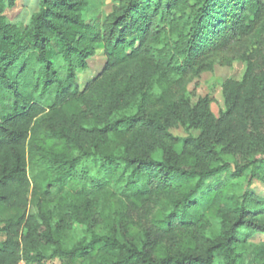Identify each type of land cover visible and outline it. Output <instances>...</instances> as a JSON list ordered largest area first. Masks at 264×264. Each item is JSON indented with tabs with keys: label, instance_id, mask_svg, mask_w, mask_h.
<instances>
[{
	"label": "trees",
	"instance_id": "1",
	"mask_svg": "<svg viewBox=\"0 0 264 264\" xmlns=\"http://www.w3.org/2000/svg\"><path fill=\"white\" fill-rule=\"evenodd\" d=\"M107 2L103 28L85 21ZM13 5L0 0V264H238L264 238L260 0H38L26 24L7 22ZM243 30L224 111L206 96L146 112L159 84ZM249 246L264 264V241Z\"/></svg>",
	"mask_w": 264,
	"mask_h": 264
},
{
	"label": "rangeland",
	"instance_id": "2",
	"mask_svg": "<svg viewBox=\"0 0 264 264\" xmlns=\"http://www.w3.org/2000/svg\"><path fill=\"white\" fill-rule=\"evenodd\" d=\"M260 3L264 7V0H260ZM113 5L107 2L93 17H85V21L96 28H103L106 24V17L113 11ZM235 7V6H233ZM39 8L38 0H14V5L11 8H6L4 16L8 23H28L31 15L37 12ZM226 28H224L225 30ZM248 31L243 30L231 40L225 38L219 41V46L209 48L197 54L191 68L186 74L179 78L173 84L161 83L154 90L148 105L146 106V112L153 114L163 108L166 104L174 102L180 98H188L191 102L195 103L198 99L203 97H209L212 101L211 109L216 115L220 111H224V98L222 95V83L226 80L241 81L245 72V63L242 60L244 50L247 46ZM105 63L103 52L98 50L96 54L87 60L88 71L90 75H96L101 72ZM133 72L132 69H128L122 74V77H129ZM80 77H84V73L80 74ZM136 125L128 128L123 136L118 140L119 143L125 142L127 137L133 132ZM171 133L180 138L187 136L182 127H176L171 130ZM194 136L198 134L197 131L191 132ZM91 141L88 139V142ZM68 144V143H67ZM63 149L65 145H60ZM68 147V146H67ZM73 151V150H72ZM75 151V149H74ZM75 151L74 153H76ZM238 184V192L241 194L246 187V183L243 180L236 181ZM257 193L263 195L264 198V186H260L258 183H254L251 186ZM31 211L34 208H30ZM35 211V210H34ZM82 234V229L77 228L73 233L72 242L77 240ZM184 235L180 238L182 240ZM4 239L3 235H0V241ZM264 241V238L255 236L249 240L246 247L237 249V262L238 264H256L253 260V254L249 245L259 244ZM221 259H216V264H220ZM23 264V263H22ZM48 264H60L59 260L54 259L49 261Z\"/></svg>",
	"mask_w": 264,
	"mask_h": 264
},
{
	"label": "built area",
	"instance_id": "3",
	"mask_svg": "<svg viewBox=\"0 0 264 264\" xmlns=\"http://www.w3.org/2000/svg\"><path fill=\"white\" fill-rule=\"evenodd\" d=\"M20 264H22V263H20Z\"/></svg>",
	"mask_w": 264,
	"mask_h": 264
}]
</instances>
